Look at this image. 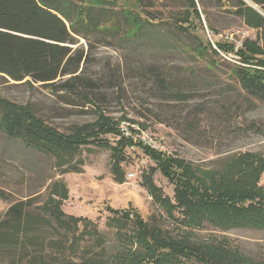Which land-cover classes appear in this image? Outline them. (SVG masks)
<instances>
[{
  "label": "rangeland",
  "instance_id": "374dc122",
  "mask_svg": "<svg viewBox=\"0 0 264 264\" xmlns=\"http://www.w3.org/2000/svg\"><path fill=\"white\" fill-rule=\"evenodd\" d=\"M84 1L88 5L125 9L141 18L144 30L135 38L119 33L115 39L93 43L89 75L109 80V72L121 73L117 81L120 86L105 84L101 102L97 104L99 109L64 104L50 89L39 85H0V102L5 104L0 105V221L7 218L13 204L21 201L30 200V211L38 212L51 185L63 180L70 194L62 212L96 222L105 238L103 247L94 243L87 247L91 257L103 256L108 264H154L149 261L146 249L134 239V233H119L106 227L108 218L113 216L111 210H128L176 239L189 238L196 249L205 243L215 247L211 249L209 262L220 255L216 247L226 240L236 254L264 263L263 229L252 226L227 229L207 221L201 227L182 223L184 216L180 211L170 215L167 208L153 199L152 188L159 189L162 198L173 199L174 185L156 169L149 151L140 145L124 147L120 135L107 132L109 127L117 128L125 120L144 125L171 148L173 155L169 157L186 163L208 184L238 163L241 154L247 152L264 159V98L255 97L242 87L234 74L238 65L209 49L207 30L249 38L251 47L257 50L254 58L264 61L258 33L219 7L216 0H205L209 26L200 8L197 18L186 0ZM80 45L86 51L90 49L83 39ZM200 46L209 49L205 57L199 55ZM257 64L252 68L264 71ZM155 73L163 74L180 90L193 92V98L184 102L169 99ZM6 106L12 110L29 108L62 135L71 136L90 127V144L81 149L84 172L60 175L52 155L11 137L1 123ZM116 165L124 172V184L115 179ZM130 173L135 178L130 179ZM257 185L264 192V170ZM44 230L40 235L45 240L62 239V235L48 228ZM28 236L31 239L36 235L28 233ZM29 239L24 240L27 247L21 246V250L17 246L4 249L0 244V264H26L25 257H30L37 247ZM196 249L174 253L176 261L204 264L199 259L202 252Z\"/></svg>",
  "mask_w": 264,
  "mask_h": 264
},
{
  "label": "trees",
  "instance_id": "16d2710c",
  "mask_svg": "<svg viewBox=\"0 0 264 264\" xmlns=\"http://www.w3.org/2000/svg\"><path fill=\"white\" fill-rule=\"evenodd\" d=\"M248 1L262 13L244 0H216L219 7L258 33L259 50L264 53V0ZM186 4L197 18H200V8L209 26L205 0H186ZM144 25L140 17L125 9L88 5L84 0H0V85H39L50 89L64 104L99 109L97 104L101 102L105 84L120 86L117 81L121 73L109 72V80L105 76L96 79L89 75L93 43L102 44L106 38H117L119 33L135 38L144 30ZM179 28L186 32L183 26ZM80 39L85 40L90 49L86 51ZM217 47L223 52L233 51L228 44L219 43ZM209 49L219 55L210 43ZM209 49L200 46L199 55L205 57ZM254 53L257 50L251 47L249 38H245L240 55L247 67L237 66L234 74L244 89L255 97L264 98V71L252 68L254 63L264 67V61L254 58ZM154 75L169 99L184 102L193 98V92L180 90L163 74ZM5 110L1 123L11 137L52 155L60 175L84 172L81 149L90 144V127L66 136L49 127L29 108L12 110L6 106ZM100 120L106 121L104 116ZM107 132L120 135L118 127H109ZM121 141L124 147L139 145L122 137ZM147 150L156 169L174 185L173 199L162 198L159 189H151L153 199L167 208L170 215L180 211L184 216L182 223L189 226L201 227L207 221L227 229L252 226L264 230V192L257 185L264 170L263 158L247 152L241 154L238 163L208 184L183 161ZM114 173L116 181L124 184V172L117 165ZM69 194L67 183L58 180L51 185L48 198L38 212L30 211V200L13 204L7 218L0 221V244L4 249L16 246L26 249L24 240L29 239L28 233H34L36 236H30L29 240L37 247L30 257H25L26 264H108L103 256L91 257V250L87 248L91 243L104 246L105 238L100 234L99 225L62 212ZM111 212L113 216L108 218L106 227L119 233H134V239L146 249L149 261L154 264H182L176 261L174 253L196 249L189 238L176 239L137 212ZM45 228L62 235V239L45 240L40 235ZM197 248L202 252L199 259L204 264H264L236 254L226 240L217 245L220 255L210 262L211 249L215 247L205 243ZM167 250L160 256L159 252ZM226 255L231 258H225Z\"/></svg>",
  "mask_w": 264,
  "mask_h": 264
},
{
  "label": "built area",
  "instance_id": "2783aa9c",
  "mask_svg": "<svg viewBox=\"0 0 264 264\" xmlns=\"http://www.w3.org/2000/svg\"><path fill=\"white\" fill-rule=\"evenodd\" d=\"M208 38L212 47L218 51L219 55L226 60L238 65L247 67L242 63L240 50L244 46V38H238L233 33H217L215 31L207 30ZM224 43L233 47L231 52H223L218 49V44ZM120 136L126 140H130L139 144L151 151L158 152L164 156H172L173 152L171 148L166 144L163 139L158 138L154 134L146 130L141 124L133 122L131 120H125L118 126ZM130 179L135 178V174L130 173L128 175Z\"/></svg>",
  "mask_w": 264,
  "mask_h": 264
},
{
  "label": "water",
  "instance_id": "95a60500",
  "mask_svg": "<svg viewBox=\"0 0 264 264\" xmlns=\"http://www.w3.org/2000/svg\"><path fill=\"white\" fill-rule=\"evenodd\" d=\"M245 2H247L249 4V6L255 8L258 12L262 13L260 8H258L257 6H255L253 3H251L250 1L248 0H244Z\"/></svg>",
  "mask_w": 264,
  "mask_h": 264
}]
</instances>
